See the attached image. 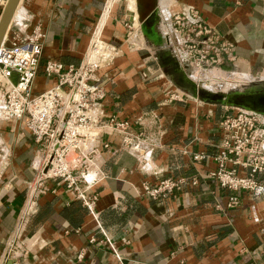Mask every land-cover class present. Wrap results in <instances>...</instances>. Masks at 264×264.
<instances>
[{"label":"crops","instance_id":"0c3cea01","mask_svg":"<svg viewBox=\"0 0 264 264\" xmlns=\"http://www.w3.org/2000/svg\"><path fill=\"white\" fill-rule=\"evenodd\" d=\"M108 2L20 3L32 17L31 26L41 25L46 34L36 90L43 92L56 84L44 76L48 61L65 68L79 65L100 30L103 41L118 49L97 74L106 90L99 111L129 121L135 131L143 132V155L130 154L119 134L107 133L111 149L96 160L94 191L99 200L90 213L54 180L46 183L48 191L31 195L38 147L25 128L19 129L20 148L13 149L18 171L0 185V264H264V175L258 176L260 188L255 193L239 192L240 206L230 210L226 204L231 192L209 175L217 167L220 123L227 111L170 96L168 67L160 64L157 49L148 47L147 41L146 48H135L143 45L137 36L133 44L125 41V23L115 15L100 29L113 5ZM135 4L132 1L129 9L134 16ZM188 8L198 10L202 20L232 45L242 67L264 73V0L159 1L168 29L170 17ZM157 39L162 42L163 35ZM164 63L173 64L174 70L178 64L183 78L196 84L180 62L167 55ZM0 144L4 145L1 140ZM197 153L210 158L194 162ZM239 174L247 171L240 169ZM167 178H184L186 183L166 199L152 200L145 194V183ZM105 240L121 261L111 248L98 243Z\"/></svg>","mask_w":264,"mask_h":264},{"label":"built area","instance_id":"2783aa9c","mask_svg":"<svg viewBox=\"0 0 264 264\" xmlns=\"http://www.w3.org/2000/svg\"><path fill=\"white\" fill-rule=\"evenodd\" d=\"M6 5V0H0V20ZM31 18L25 12L21 19L13 20L0 47V122L24 127L39 147L33 164L36 176L29 188L32 196L48 191L46 183L54 180L94 213L99 200L94 191L97 176L91 179L94 183H89L88 178L98 170L97 158L111 149L107 133L119 134L123 146L136 156L143 155L144 133L135 131L129 121L104 116L99 111L106 90L97 74L117 52L103 41L100 30L79 65L65 68L60 62L48 61L44 76L55 79L56 84L37 92L46 34L41 25L31 26ZM172 19L184 41L187 58L197 67L236 61L232 45L202 20L198 10L188 8ZM220 128L222 138L214 157L217 167L209 175L231 192L226 204L230 210L240 206L239 192L255 193L260 188L258 176L264 175V121L257 114L241 111L225 117ZM209 158L206 153H197L193 161ZM240 169L247 174L240 175ZM185 183L184 178H167L156 184L145 183L143 189L152 200H161ZM91 242L96 243V239ZM98 243L111 248L121 261L109 240ZM82 258L83 253L79 255Z\"/></svg>","mask_w":264,"mask_h":264},{"label":"rangeland","instance_id":"374dc122","mask_svg":"<svg viewBox=\"0 0 264 264\" xmlns=\"http://www.w3.org/2000/svg\"><path fill=\"white\" fill-rule=\"evenodd\" d=\"M107 1L110 2L111 0H107ZM132 1L133 0H113V5L107 12V19L105 22V26L109 22L110 18L113 15H115L118 21L124 22L126 25V26L123 25L124 26L123 30L125 31V34L127 36L125 41L130 40V42L132 43V39L137 36V38H140V41L143 42L142 43L143 45L141 44L134 45V47L144 49L146 48L147 44H146V39L140 29L139 22L135 21L134 23H131L127 20L128 18L127 14L128 11H130L129 9ZM135 18L138 20V14L137 15L135 14ZM162 28H163V32H167L170 29V31L167 33L170 36V43H171L170 50L182 63L184 70L189 75L193 76L194 81L196 82L197 85L199 83L198 81L205 80L206 89L208 87H211L213 88L214 91L229 93L233 91H244L247 88H251L252 86H259L261 84H264L262 81H259V80H264V73L250 72L246 70L244 67H242L237 61L223 60L222 63L216 64L215 66L210 68L201 69L197 67L196 64L190 62V60L187 58L186 53L183 49L184 41L180 37V35L176 32L175 27L173 25V19L171 18L170 20L169 29L164 25V23L162 24ZM150 46L151 45L148 44V47ZM116 49L118 48L116 47ZM155 49H157V53L159 54L160 49L157 47ZM165 71H166V78L170 81L169 84L172 91L170 93V96H173L175 99H177L176 97H178L177 100L185 97V99L191 98L193 100H196L197 102L203 103L199 98H196L194 96V92L191 90V87L178 86L176 83V75H174L169 70H165ZM13 81L16 82L15 79H13ZM203 104L215 106L223 110H226L227 111L226 113L228 114L227 116L236 115L238 112L241 111L249 112L239 107L222 106V105L207 104V103H203ZM261 119L264 121L262 116ZM23 128L24 127L22 126L21 127L17 126L16 124H14V122H2V123L0 122V140L5 145L4 146L0 144V185L2 183L1 180L8 179L16 175V171H18L17 166H14L16 165V163H13V161H15L13 149L15 148V150L17 151V149L20 148L17 145V139H18L19 129L22 130ZM38 148L36 150L35 155H38ZM7 149L9 150L8 155H7ZM31 157L35 159L36 156H31Z\"/></svg>","mask_w":264,"mask_h":264},{"label":"water","instance_id":"95a60500","mask_svg":"<svg viewBox=\"0 0 264 264\" xmlns=\"http://www.w3.org/2000/svg\"><path fill=\"white\" fill-rule=\"evenodd\" d=\"M7 5L3 10L1 20H0V47L4 38L7 34V31L12 22V18L14 13L19 6V4L23 0H6ZM159 1L160 0H137V8L139 19L138 22L140 24V29L146 39V41L154 48H159L158 60L161 65L164 67H168V70L176 75V83L178 86L191 87V90L194 92V96L199 98L203 103L207 104H215L222 106H231V107H239L246 111L252 112L254 114L262 116L264 119V84L259 86H252L251 88H247L244 91H233L229 93L222 92H211L206 90L204 87L199 86L198 92L194 91L192 85L189 83L181 82L179 78V72H176L173 68V64L169 65L164 63V57L169 55L174 61L177 63L180 62L178 58L173 54L170 50V36L167 33L163 32L162 28V15H160L159 10ZM127 20L131 23L135 22L134 13L128 11ZM171 20V17H170ZM170 26V21L167 22ZM155 34H162L163 40L161 43H156L153 39ZM182 66V63L180 62ZM183 67V66H182ZM264 83V80H259ZM94 176L91 175L88 178L89 183H94L91 179ZM97 179V178H96ZM1 192V189H0ZM3 264H8L7 261ZM9 264H15L14 262H10Z\"/></svg>","mask_w":264,"mask_h":264},{"label":"bare ground","instance_id":"6f19581e","mask_svg":"<svg viewBox=\"0 0 264 264\" xmlns=\"http://www.w3.org/2000/svg\"><path fill=\"white\" fill-rule=\"evenodd\" d=\"M113 1V0H112ZM133 1H135V0H133ZM135 3V2H134ZM134 3H132V4H134ZM136 4H137V0H136ZM135 4V5H136ZM136 7V6H135ZM111 8V7H110ZM17 11H15V13H14V16H13V18H12V21L13 20H18V19H21L22 17H23V15L25 14V12H24V10H23V8H22V6H21V4H19V6L17 7V9H16ZM135 11V10H134ZM18 12H21L20 14H18ZM134 13V12H133ZM137 13H138V8H137V12H136V15H137ZM135 17V16H134ZM136 19V18H135ZM138 19H139V15H138ZM104 23H105V21H101V24H100V29H101V27L104 25ZM158 35H160V34H155L154 36H153V39L155 40V42L156 43H160L161 42V40H158L157 39V36ZM102 39L100 40L99 39V41H98V45L99 46H101L102 45ZM176 66V69H175V71L176 72H179V78H180V80H181V82H183V83H189V85H192V87H193V89H194V91H196V92H198V90L197 89H199V86L198 85H196L192 80H185L184 78H183V76H184V72H183V70L181 69V67L178 65V64H176L175 65ZM201 85H206L205 84V80H200V81H198ZM206 89V88H205ZM206 90H208V89H206ZM209 91V90H208ZM211 92H213V91H211Z\"/></svg>","mask_w":264,"mask_h":264}]
</instances>
